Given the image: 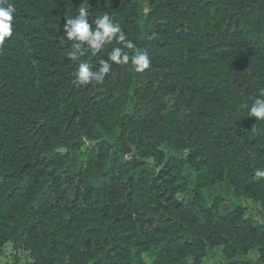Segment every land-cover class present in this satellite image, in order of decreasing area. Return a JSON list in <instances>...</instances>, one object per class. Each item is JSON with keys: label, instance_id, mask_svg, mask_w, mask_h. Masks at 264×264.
I'll return each mask as SVG.
<instances>
[{"label": "trees", "instance_id": "obj_1", "mask_svg": "<svg viewBox=\"0 0 264 264\" xmlns=\"http://www.w3.org/2000/svg\"><path fill=\"white\" fill-rule=\"evenodd\" d=\"M146 2L143 17L139 0H6L15 13L0 47V255L10 243L30 264H203L218 247L214 264H252L237 258L251 250L264 264V222L202 195L227 181L264 208V121L249 116L264 92V0ZM80 7L93 20L108 12L135 45L125 51L147 52L149 68L130 59L102 84H78L79 63L96 70L124 47L70 60L64 24Z\"/></svg>", "mask_w": 264, "mask_h": 264}, {"label": "clouds", "instance_id": "obj_2", "mask_svg": "<svg viewBox=\"0 0 264 264\" xmlns=\"http://www.w3.org/2000/svg\"><path fill=\"white\" fill-rule=\"evenodd\" d=\"M15 7L6 0H0V47H3L5 40L13 36ZM90 13L86 7H80L78 14L73 17H66L64 24L65 37L73 41V50L68 53L72 61H79L85 53L91 49L93 54L101 51L105 45L114 40L124 45V47H114L107 53V59L99 60V67L96 70L87 62H81L76 74L77 83L87 86L92 82L102 84L105 76L110 72L113 63H131L137 72H143L149 68L151 60L147 52L136 50L135 55L130 56L127 49H134L135 45L127 40L125 32L118 23L113 22V17L104 12L97 16L92 23H89ZM249 116L256 120L264 121V92L255 99L249 109ZM255 177L264 179V168L255 170Z\"/></svg>", "mask_w": 264, "mask_h": 264}, {"label": "rangeland", "instance_id": "obj_3", "mask_svg": "<svg viewBox=\"0 0 264 264\" xmlns=\"http://www.w3.org/2000/svg\"><path fill=\"white\" fill-rule=\"evenodd\" d=\"M139 1L141 4L142 15L145 17V14L148 11L147 2L146 0ZM129 109L130 105L127 107V110ZM161 148L164 149L168 155L180 156V152L176 151L172 147L167 146L166 144H163ZM136 155L137 150L132 147L130 153L123 156V158L129 160L133 157H136ZM184 171L189 182L195 180L196 172L190 166H185ZM217 194H222L225 197V201L220 207L222 211H227L232 204L238 203L245 207L246 214L255 216L259 219V221L264 222V208H262L259 203L253 202L250 199L235 198L227 181L215 185L214 187L204 188L202 191V195L207 202H212L213 197ZM237 258L248 259L252 264H263L260 261L257 252L254 250L249 251L247 254L239 253ZM220 259H223L220 248H210L203 264H214ZM30 261L31 260L27 251L22 249H14L10 243L5 244L0 255V264H30Z\"/></svg>", "mask_w": 264, "mask_h": 264}]
</instances>
